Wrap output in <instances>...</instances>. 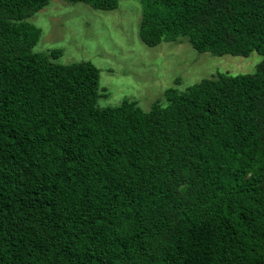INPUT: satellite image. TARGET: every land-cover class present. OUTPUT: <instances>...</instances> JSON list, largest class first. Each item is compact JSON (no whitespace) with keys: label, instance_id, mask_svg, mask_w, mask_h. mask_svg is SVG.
Wrapping results in <instances>:
<instances>
[{"label":"trees","instance_id":"obj_1","mask_svg":"<svg viewBox=\"0 0 264 264\" xmlns=\"http://www.w3.org/2000/svg\"><path fill=\"white\" fill-rule=\"evenodd\" d=\"M140 1L148 47L264 56V0ZM50 2L0 0V264H264V62L101 107L98 67L36 50Z\"/></svg>","mask_w":264,"mask_h":264},{"label":"rangeland","instance_id":"obj_2","mask_svg":"<svg viewBox=\"0 0 264 264\" xmlns=\"http://www.w3.org/2000/svg\"><path fill=\"white\" fill-rule=\"evenodd\" d=\"M142 13L140 0H119L112 11L51 0L29 22L42 34L36 50L63 49L60 63L90 61L100 69L101 107L128 100L149 111L155 101L164 100L170 88L185 92L220 74H254L264 62L257 52L247 57L199 53L187 38L148 47L139 36Z\"/></svg>","mask_w":264,"mask_h":264}]
</instances>
